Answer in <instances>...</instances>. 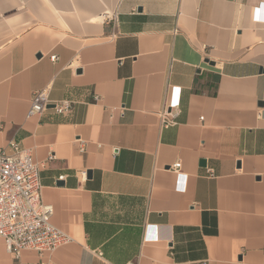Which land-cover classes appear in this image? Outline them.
<instances>
[{"label":"crops","instance_id":"1","mask_svg":"<svg viewBox=\"0 0 264 264\" xmlns=\"http://www.w3.org/2000/svg\"><path fill=\"white\" fill-rule=\"evenodd\" d=\"M45 89L72 111L29 118ZM11 142L73 241L0 264H264V0H0Z\"/></svg>","mask_w":264,"mask_h":264},{"label":"built area","instance_id":"2","mask_svg":"<svg viewBox=\"0 0 264 264\" xmlns=\"http://www.w3.org/2000/svg\"><path fill=\"white\" fill-rule=\"evenodd\" d=\"M115 17V14H105L103 18L112 21ZM51 59L56 61L57 57L52 56ZM72 105L70 101L52 102L49 90L45 89L34 95L28 117H37L51 107L59 113H70ZM180 112V92L175 87L169 105L159 113L162 127L177 125ZM76 142L80 144V151H84V142ZM9 149L11 153L0 149V239L16 261L20 260L24 251H33L40 256L52 254L73 240L51 223L53 207L42 200L40 172L44 165L36 163L31 153L15 142L10 143ZM170 169L180 183L186 181L180 162ZM209 172L212 174L211 170Z\"/></svg>","mask_w":264,"mask_h":264},{"label":"water","instance_id":"3","mask_svg":"<svg viewBox=\"0 0 264 264\" xmlns=\"http://www.w3.org/2000/svg\"><path fill=\"white\" fill-rule=\"evenodd\" d=\"M90 174V173H89Z\"/></svg>","mask_w":264,"mask_h":264}]
</instances>
